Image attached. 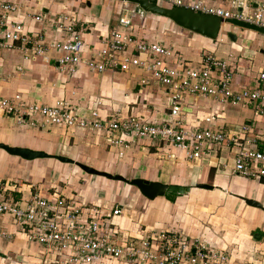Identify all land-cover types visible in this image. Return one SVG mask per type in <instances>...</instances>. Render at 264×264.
Instances as JSON below:
<instances>
[{"label":"crops","instance_id":"1","mask_svg":"<svg viewBox=\"0 0 264 264\" xmlns=\"http://www.w3.org/2000/svg\"><path fill=\"white\" fill-rule=\"evenodd\" d=\"M2 1L20 5L17 12L9 16L10 24L20 22L28 32L41 31L45 35L46 43L62 36L54 25V20L60 14L72 17L74 14H81L82 17L75 20L85 41L84 55L87 58L96 57L99 50L106 45L107 37L119 26V16L124 9L123 5L116 10L112 3L103 0L95 1L94 4L88 2V5L82 0ZM204 1L213 6L226 5L224 0ZM39 13L45 15V24L32 19L33 14ZM148 14L152 13H137L136 16L141 15L143 20V34L151 31L153 36L138 37L170 47L174 56L170 60L172 65L180 62L201 68L206 56L215 57L229 63V69L234 74L236 91L241 87L253 90L261 87L258 77L264 70V29L235 20L222 22L218 38L212 40L178 26L171 19L157 15L158 18L167 20L158 29V20L155 21ZM50 20L53 21L49 24ZM149 20L153 21L152 28L147 24ZM227 24L233 28L229 32L222 30ZM134 27L132 24L128 31L136 35ZM165 34L169 36L172 44L168 45ZM60 56L59 51L52 50L48 52L47 59L25 62L20 49L0 47V96L13 98L21 94L28 103L45 105L67 100L78 106L80 115L85 117H90L93 111H97L101 118L121 114L154 123L170 119L167 88L156 83L152 76L141 69H108L104 73H96L81 66L71 73L59 67ZM20 66L25 67L23 72L18 71ZM144 79L149 81L148 85L142 84ZM186 98L189 126H206L204 119L208 115L214 117V128H223L231 133H240L243 127L249 126L250 131L245 137L253 141L254 148L264 151V114L257 113V103L233 106L220 105L212 100H194L190 96ZM0 143L41 151L52 156L30 161L0 149V189L5 182L16 186L15 191L9 192L6 197L19 199L23 194L30 196L35 191L51 197L54 192L61 191V194L80 204L98 207L102 213H109L117 206L123 209V205H126L124 201H114L118 193L102 188L98 183L99 179H87L86 183L79 186L80 193L77 196L73 192L68 193L67 189H57L55 184L51 185L56 188L53 192L46 186L53 182L48 169V166L54 164L51 163L53 158L63 156L72 159L69 154L73 152L86 156L83 157L85 161L99 162L93 155L96 154L104 159L101 160L104 167L100 165L104 170L95 168L99 171L190 189L175 202L163 197H158L155 201H144L142 215L137 216L139 222L136 223V228L124 215L125 208L122 215L115 218V224L121 228L123 237L136 240L142 237L145 230L170 231L192 240L202 239L216 249L227 251L231 257L230 264H264V178H247L234 172L235 156L241 149L239 146L220 148L210 157L191 161L184 153L164 143L140 140L120 157V148L111 147L108 139L99 131L55 126H19L12 115L1 110ZM65 164L69 163L61 162L57 166L64 169ZM200 185L213 188L206 189ZM122 189L125 191L124 198H127L130 189ZM248 200L260 203L262 209L248 204ZM217 211L221 218L211 217ZM258 235H261V239H258ZM0 238H3L0 241V252L4 255L0 258L6 259V254H10L12 258L7 264H28V261H41L45 256L43 248L30 243L10 216H0ZM32 249L41 252L38 260L31 254Z\"/></svg>","mask_w":264,"mask_h":264},{"label":"built area","instance_id":"2","mask_svg":"<svg viewBox=\"0 0 264 264\" xmlns=\"http://www.w3.org/2000/svg\"><path fill=\"white\" fill-rule=\"evenodd\" d=\"M121 2L124 9L119 16V26L112 30L97 56L87 58L84 55L85 41L72 16L60 14L54 20L62 36L46 43L41 31L28 32L20 22L10 24L9 16L17 12L20 5L0 0V47L20 49L25 62L47 59L49 51H59V67L71 73L81 66L96 73L108 69H141L167 88L170 100L168 121L154 123L121 114L101 118L97 111L85 117L80 115L78 106L67 100L54 105L28 103L21 94L13 98L0 96V110L12 115L19 126L99 131L111 147L120 148V157L140 140L164 143L184 153L191 161L210 157L220 148L239 146L234 172L247 178H264V151L254 148L253 141L245 137L250 131L249 126L243 127L240 133L214 128L212 115L205 117L206 126H189L186 103L187 96L194 100H212L220 105L257 103V113L264 114V70L258 77L261 87L254 90L241 87L236 91L234 74L227 61L206 56L201 68L180 62L172 65L170 60L174 56L170 47L141 39L128 31L132 18L137 15L138 4L130 10L131 2ZM156 2L164 8H186L216 16L223 23L235 20L264 29V0H224L225 6L209 5L204 0ZM130 13L134 16L131 17ZM44 17L39 13L33 14L32 19L45 24ZM24 69V66L18 67L20 72ZM142 84L148 85L149 81L144 79ZM14 189L16 186L7 182L1 187L0 216L12 217L26 239L43 248L45 256L40 264H104L109 261L123 264H230L227 251L216 249L202 239L192 240L175 232L151 229L145 230L140 239L123 237L121 228L115 224V218L124 212L119 206L109 213H102L96 206L80 204L57 191L51 197L39 191L30 196L23 194L19 199L5 196Z\"/></svg>","mask_w":264,"mask_h":264},{"label":"water","instance_id":"3","mask_svg":"<svg viewBox=\"0 0 264 264\" xmlns=\"http://www.w3.org/2000/svg\"><path fill=\"white\" fill-rule=\"evenodd\" d=\"M123 1V0H118ZM131 3L137 5V13L149 12L154 15L165 17L171 19L178 26L187 29L189 31L195 32L197 34L203 35L209 39L215 40L220 34V29L222 25V20L216 16L203 15L196 13L190 9L186 8H164L160 7L156 0H128ZM234 39V37H233ZM0 149L8 152L11 155L22 157L26 160H35L40 158L52 157L48 153L41 151H34L22 147H12L4 143H0ZM63 163H75L83 171L90 175L103 176L111 180L126 181L128 184L137 187L140 192L149 200H155L158 197L166 198L170 202H175L179 197H183L189 192L190 189L177 186V185H165L155 181H149L142 178H136L131 181L127 180L123 176L113 175L107 172L99 171L95 168L87 166L85 164L75 162L72 159L57 156L55 157ZM202 188L211 189L212 186L200 185ZM248 204L262 209V205L258 202L248 200ZM261 239V235H258ZM257 238V237H255ZM4 255L0 252V257Z\"/></svg>","mask_w":264,"mask_h":264},{"label":"rangeland","instance_id":"4","mask_svg":"<svg viewBox=\"0 0 264 264\" xmlns=\"http://www.w3.org/2000/svg\"><path fill=\"white\" fill-rule=\"evenodd\" d=\"M83 3H85L86 5H88V2H91L92 4L95 3V1H99V0H82ZM101 1V0H100ZM99 1V2H100ZM105 1L106 3L109 1L110 3H112V5H114L116 7V10L117 8L121 9L123 7V3L120 1H114V0H103ZM95 6V5H93ZM87 7V6H86ZM131 7V8H130ZM130 7L129 9L132 10L134 9L136 6L134 3H130ZM93 9V8H92ZM126 9V7H125ZM115 10V11H116ZM79 15V16H78ZM149 16L151 15V17H153V19L155 21L158 20V29L160 28V25H162L163 23H166L167 20L166 19H163V18H158L157 15H152V14H148ZM130 16L133 17V13H130ZM141 15H138L136 16L135 18H132L133 21H132V24H134V33L139 36V37H148V38H151L153 35L151 34V31H149V33H147L146 35H144V30L141 28L142 24H143V20L142 18L140 17ZM80 17H82L81 14L77 13V14H74L73 18L74 19H79ZM149 20V23L147 22V24L150 26V28H152V22ZM232 25H225L224 27H222V30L224 31H227L229 32V30H232L231 29ZM156 32V31H155ZM151 34V35H150ZM157 35H159L158 33H156ZM165 39L166 41L168 42V45L172 44V41L168 39V35L165 34ZM162 37H164V35H162ZM74 149V148H73ZM70 157H72V159H74V161L76 162H79V163H84V164H87L89 165L90 167L92 166L93 168H101L104 167V162L101 163V160L104 161L103 157H100L99 155H96V154H93L96 158H98L99 162L98 161H95V160H92V161H85L83 159V157H86V156H80L79 154H74L73 152H70ZM88 156V155H87ZM91 156V155H89ZM54 160H51V163H54L53 166H48V169L51 171V174H52V180L53 182L51 183H47V187H50V191L53 192L56 188L58 189V187H61L63 190L64 189H67V192L70 193V192H73L74 195H79V186L86 183L87 182V179H99V184L100 186H102V188H107L109 191H113L114 193H118V196H117V199H114V201L120 203L122 201H124V203L126 205H123L125 209L126 208V211L124 212V215H126L127 217V220H129L131 223L133 222L134 223V228H136V223H138L139 221H137V218L141 217L142 215V206H143V202L146 201V200H149L147 199L141 192L140 190L135 187V186H132L130 184H128L126 181H114V180H109L108 178L106 177H92L90 174L86 173L85 171H83L78 165H76L75 163H69V164H65L63 167H65L64 169L58 167L57 165H60V161L57 159V158H53ZM67 165V166H66ZM101 165V166H100ZM59 168V169H57ZM58 170V171H57ZM100 170H104V169H100ZM59 172H61L62 174H59ZM98 176V175H97ZM127 180L131 181L133 179H130V178H126ZM54 180H57L58 182H54ZM80 180V181H79ZM79 181V183H78ZM52 184H55L54 187L56 188H53L51 185ZM122 187L124 188H127V189H130L129 191V195H128V199L127 198H124V193L125 191L122 189ZM62 190V191H63ZM65 191V190H64ZM61 192V191H60ZM127 199V200H126ZM152 201V200H151ZM155 201V200H153ZM181 201V200H180ZM132 204L130 206H127V204ZM178 204V203H177ZM138 216V217H137ZM217 217V218H221L219 212H215L211 217ZM3 238H0V241H2ZM2 244L0 243V246ZM33 251L31 252V254L33 255V257L38 260V257L41 255V252L38 250V249H32ZM11 256L10 254H6V259L5 258H0V264H7L9 263L10 261ZM28 264H40V261H35V262H31V261H28ZM104 264H123V263H119L117 261H109V262H106Z\"/></svg>","mask_w":264,"mask_h":264}]
</instances>
